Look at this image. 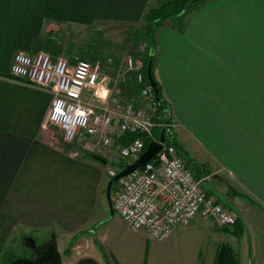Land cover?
<instances>
[{"label":"crops","instance_id":"crops-1","mask_svg":"<svg viewBox=\"0 0 264 264\" xmlns=\"http://www.w3.org/2000/svg\"><path fill=\"white\" fill-rule=\"evenodd\" d=\"M166 1L0 0V256L17 232L24 240L35 231L42 241L54 236L62 264H177L168 247L195 237L196 216L151 249L148 260L146 232L126 226L101 196L108 170L118 171L110 165L131 161L116 158V147L110 157L73 143L62 147L46 121L52 93L9 70L17 52L53 56L50 44L64 25L138 24ZM157 30L164 34L158 44L142 41L155 44L151 71L174 124V145L194 173L226 181L212 182L243 221L250 212L264 218V0H200L152 32ZM134 57L143 61L141 54ZM128 82L134 83L133 75ZM117 91L131 96L127 84ZM123 138L116 136V144ZM203 219L216 230L239 231L237 223L222 228ZM240 231L234 244L241 247L243 224ZM219 245L211 250V264ZM175 258L179 264L202 261L185 252Z\"/></svg>","mask_w":264,"mask_h":264},{"label":"built area","instance_id":"built-area-1","mask_svg":"<svg viewBox=\"0 0 264 264\" xmlns=\"http://www.w3.org/2000/svg\"><path fill=\"white\" fill-rule=\"evenodd\" d=\"M143 69V61L132 55L124 56L111 74L99 61L71 62L40 51L15 53L9 70L12 76L52 93L47 123L59 131L62 141L85 151L110 157L116 147L122 159L134 160L144 150V138L159 141L152 138L155 127L167 129L168 139L154 156L122 177L112 190L113 211L130 229L144 230L162 241L196 215L218 227L232 226L234 214L199 187L200 178L173 144L169 128L174 124L155 120L156 92ZM131 74L137 98H121L118 85ZM124 133L129 134L127 143L116 144L115 137Z\"/></svg>","mask_w":264,"mask_h":264},{"label":"rangeland","instance_id":"rangeland-1","mask_svg":"<svg viewBox=\"0 0 264 264\" xmlns=\"http://www.w3.org/2000/svg\"><path fill=\"white\" fill-rule=\"evenodd\" d=\"M200 0L195 1L191 5L197 3ZM94 23V22H93ZM145 21H142L138 24L132 23V24H125V23H103L101 20H96L94 24L91 26L87 25H76L72 28H66V26H62L58 29V39H55L53 41L54 44H59L66 40V41H73V50L77 52V50L82 49L80 53H75V58L72 59L75 62L79 59H85L81 53H84L85 55L90 54V48L93 45L95 49V54H93V58H86L89 61H99L102 66L106 67L109 73L113 74L116 68L118 67L119 63L126 55H132V56H138L140 54L139 51L143 47L144 44H141L134 49V47L139 44L138 41V34L144 32L147 33L146 38L144 39L146 42H149L150 39L156 40L157 44L161 39H163V33L162 36L161 33L157 30L152 32L150 27H146ZM166 29L162 30L161 32H165ZM68 33V34H66ZM70 38V39H69ZM145 71V68L143 69ZM129 85L130 83L128 81L125 82L124 85ZM121 86L120 84L118 87ZM117 91V95L121 98H125V96L128 95V92L123 91ZM133 93L131 90V96L126 97H133ZM47 126L54 130L56 129L53 125L50 123L47 124ZM58 133V131H57ZM59 134V133H58ZM116 158H119L118 152L116 153ZM111 159V158H109ZM127 160L132 161L133 158H128ZM118 162V161H117ZM116 163H113L112 165H109L112 168H118V165ZM113 170V169H112ZM105 189L106 184L103 187V193L101 194L102 197H104V201L107 205L106 196H105ZM111 198H112V188H111ZM250 217L244 221V225L246 227L245 232V241L243 245L240 247L237 244H234V235L232 232H229L228 230L221 231L220 229L216 230L214 226L210 223L209 220L200 218L199 215H196L195 223L196 226L193 227L192 230H195L196 233L193 240H190V238L186 239L185 242H183L182 245H177L176 247H172L171 245L168 247V250L170 249L171 252L167 254L170 256L169 260H177L173 261L177 264H179L178 259L175 257L181 258L182 255H184V252L186 255L190 258H196L197 261L200 259L202 260L200 264H211L212 261V248L214 244H229L231 248L234 250V252L237 255V258L239 259V264H264V218L257 214L256 212H250ZM20 233L17 232L16 235H18L16 238H14L13 241H10L7 243L4 247H2V253L0 256V264H7L10 261V258L14 259L18 256L23 257H30L29 250L25 248V246L22 245V240ZM143 234V233H142ZM190 234V235H192ZM30 237L38 242H43L40 238V234L33 231L32 233H29ZM51 236V235H50ZM94 237V232L93 235ZM193 236V235H192ZM143 242L144 239L147 240L148 246H149V258L150 254L153 253L151 249H153L155 246L160 245V241H157L153 239L150 235L145 233L143 234ZM191 237V236H190ZM27 238V237H26ZM25 238V239H26ZM48 238V237H46ZM87 241V244L89 243V240L84 237ZM21 239V240H20ZM239 240V239H238ZM25 241V240H23ZM162 246H159L160 248ZM68 250L70 249V246H67ZM97 248H100V245H97ZM102 251L104 250V247L101 245ZM151 250V251H150ZM151 252V253H150ZM155 254V253H154ZM149 264V263H148Z\"/></svg>","mask_w":264,"mask_h":264},{"label":"trees","instance_id":"trees-1","mask_svg":"<svg viewBox=\"0 0 264 264\" xmlns=\"http://www.w3.org/2000/svg\"><path fill=\"white\" fill-rule=\"evenodd\" d=\"M192 3H194V2H192V0H167L166 2L162 3L160 6L153 7L151 9H149L146 12V14L144 15V21L147 24L145 28H147V26H149L150 29L152 31H154V29L156 28L158 23H160L162 21H166V20L170 19L171 17L180 14L182 11H184L186 8H188ZM75 26H72V27H75ZM89 26H91V25H89ZM72 27H70V28H72ZM66 34H68V33H66ZM145 35H147V33H144V32L137 35L138 36L137 38H139L140 41H139V44L137 45V47L136 46L134 47L135 50H136V48H138L139 45L145 43L142 41V39L144 40L146 38ZM73 44H74L73 41H66V40L63 42V44H62V42L59 44H54L52 42L50 45H51L53 56L56 57V56L63 55L65 57H67L69 59V61H73L72 59H74L76 56L75 53H80L82 51V49H79V50H77V52H75L73 50ZM89 50H90V54L85 55L84 53H81L84 58L85 57L86 58H93V54H95L94 46L92 45ZM149 50H151L153 55L149 54ZM154 50H155V44L153 42H151V43H148L145 45V49L143 51H139L140 54L142 55V58H143V68L146 69V65H147L148 61L151 60V62H152L151 63V70H152L153 63L155 62V59H156V54H155ZM152 77H154L153 74H152ZM157 87H158V91L156 92L157 114H156L155 120L158 122H163V121L170 122V117L166 111V103L161 96V90H160V86L158 85V83H157ZM130 89L132 90V92H135L134 90L136 89V85L134 83H132V84L130 83ZM54 132H55V135L57 137V141L62 145V147H67L68 144L69 145L71 144V143H66V142L62 141L60 136H57L56 130ZM161 133H163L165 140H167L168 139L166 137L167 129L164 127H161V126H157L153 129L152 138L154 140H159ZM128 135H129L128 133H124L125 137L126 136L128 137ZM127 140L128 139L123 138L121 140V144L122 145L126 144ZM150 141H152V139L144 138V149L146 148L147 144ZM173 144H174V142H173ZM92 156L96 159H100L103 161L105 160L96 154H92ZM104 162H106V161H104ZM124 164H125L124 162H121V163H117L116 165H118V169H120V168H122V166ZM194 174H195L196 178H202L203 177V175H201L200 173H194ZM118 182L119 181H117L116 183H114L112 185V190H113L115 184H117ZM232 192L234 193V190ZM217 202H219V201L217 200ZM235 223H237V225L239 227V231H237L235 233L233 231L232 233L234 236L237 237V239H239L240 238V232H241L240 230H242V223H240L238 219L235 220ZM11 259L12 258H10V260ZM214 264H239V259L237 258L236 253L234 252V250L231 248V246L229 244L222 243L219 245V247L216 251Z\"/></svg>","mask_w":264,"mask_h":264},{"label":"water","instance_id":"water-1","mask_svg":"<svg viewBox=\"0 0 264 264\" xmlns=\"http://www.w3.org/2000/svg\"><path fill=\"white\" fill-rule=\"evenodd\" d=\"M197 0H192V2H195ZM149 54L153 55L151 50H149ZM151 60L148 61L146 65V76L150 82V84L153 86L155 92L158 91L157 82L152 77V71H151ZM164 140L163 133L160 134L159 141H150L146 148L140 153V155L132 160L131 162L125 163L122 168H120L107 182L106 189H105V196L107 203L110 207V212L113 214V208H112V199H111V188L114 183L119 181L122 177L133 171L135 168L143 166L147 161H149L154 154L160 149L161 142ZM218 180L222 182L223 184H227L224 179H222L217 174H212L208 177H202L199 180V187L204 191L212 196H214L224 207H226L231 213L234 214L236 219H238L244 227L245 232L246 227L244 225V221L242 218V215L238 209V207L228 198V196L219 189L212 181ZM29 242V246L32 249L36 248V243L34 242V239L31 237H27L25 239V242ZM38 257L37 258H31V257H23L18 256L14 259H11L9 261V264H62L61 261V254L58 249L56 240L54 236L52 235L50 238V241L47 245L41 247L38 249Z\"/></svg>","mask_w":264,"mask_h":264},{"label":"flooded vegetation","instance_id":"flooded-vegetation-1","mask_svg":"<svg viewBox=\"0 0 264 264\" xmlns=\"http://www.w3.org/2000/svg\"><path fill=\"white\" fill-rule=\"evenodd\" d=\"M51 238V237H50ZM50 238L48 239V240H44L43 242H38V241H35V243H36V248L35 249H32L30 246H29V242L28 241H22V245L23 246H25V248L27 249V250H29V253L31 254L30 255V257L31 258H37L38 257V249L39 248H41V247H43V246H45V245H47L48 243H49V241H50ZM25 240V239H24ZM9 264V263H8ZM52 264V263H51Z\"/></svg>","mask_w":264,"mask_h":264}]
</instances>
